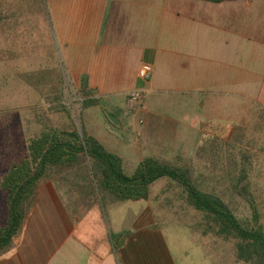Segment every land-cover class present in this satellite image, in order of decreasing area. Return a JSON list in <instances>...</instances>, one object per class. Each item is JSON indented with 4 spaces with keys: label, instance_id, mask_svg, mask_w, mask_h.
Here are the masks:
<instances>
[{
    "label": "crops",
    "instance_id": "0c3cea01",
    "mask_svg": "<svg viewBox=\"0 0 264 264\" xmlns=\"http://www.w3.org/2000/svg\"><path fill=\"white\" fill-rule=\"evenodd\" d=\"M236 1L0 0V64L41 113L51 109L50 81L90 89L97 104L80 110L81 125L133 170L144 157L192 158L209 131L224 132L218 123H264V24L236 23ZM250 42L262 70L240 76L236 44ZM143 62L153 66L146 81ZM225 96H236L228 109ZM30 119L25 131L39 127ZM102 208L72 214L42 181L0 264H176L149 205L114 233ZM193 233L208 252V236Z\"/></svg>",
    "mask_w": 264,
    "mask_h": 264
},
{
    "label": "trees",
    "instance_id": "16d2710c",
    "mask_svg": "<svg viewBox=\"0 0 264 264\" xmlns=\"http://www.w3.org/2000/svg\"><path fill=\"white\" fill-rule=\"evenodd\" d=\"M50 85V108L64 109L62 78L50 81ZM78 94L80 110L97 104L90 89L82 87ZM34 123L39 127L33 131L21 133L17 127L8 130L12 134L1 149L0 193L6 214L0 222V255L8 250L19 232L42 181H51L72 214L79 215L96 202L104 207L124 200L146 199L149 186L159 178H166L180 187L181 197L201 215L194 231L214 240L231 241L238 262L264 264V227L255 209L252 207L250 218H239L225 197L201 185L185 163L144 157L128 174L124 159L108 151L82 125L79 129L73 125L51 126L42 116ZM206 148L200 144L197 153ZM244 180L242 175L230 176L235 194L246 200L250 193L248 183H242Z\"/></svg>",
    "mask_w": 264,
    "mask_h": 264
},
{
    "label": "rangeland",
    "instance_id": "374dc122",
    "mask_svg": "<svg viewBox=\"0 0 264 264\" xmlns=\"http://www.w3.org/2000/svg\"><path fill=\"white\" fill-rule=\"evenodd\" d=\"M236 23L264 24V0H237ZM250 43L242 46L236 44V50L242 48L235 60L236 69H241L240 76L254 74L255 71L260 73L262 70V54L258 52L260 47L255 42ZM254 49H257L255 53ZM250 51L251 54L248 55ZM10 74L8 64H0V154L7 136L12 134L8 133V130L12 131L17 127L19 132L23 133L26 119L37 120L42 116L49 125L59 127L73 125L80 128V99L69 80H62L64 109H49L41 113L33 106L38 103L37 99L29 96L20 83L10 78ZM223 98L226 109L231 107L232 101L236 103V96ZM27 107L31 108L26 110ZM11 121L17 123H10ZM218 124L224 127V132L213 136L209 131L208 135L203 136L200 144L203 143L207 148L200 154L197 153L198 146L192 158L161 160L179 161L188 165L200 184L220 192L235 208L239 218H250L253 207L264 227V123ZM236 124L242 133L240 136H236ZM257 135L260 136L255 138ZM253 139L262 142L254 143ZM211 144L213 147H210ZM132 170V164H127L126 172L129 174ZM234 174L244 176L245 180L242 183H248L247 189L250 194L246 195V200L234 192L230 182V176ZM146 205L152 210L154 227H158L164 235L176 264H245L235 260L231 241L214 240L210 236L209 253L202 251L197 234L193 233L198 228L201 215L184 201L180 187L166 178H159L149 186L147 200H124L111 206L104 205L102 217L105 231L114 233L115 224L122 227L131 225L136 215ZM5 214L4 197L0 193V222ZM87 231L89 229L77 232L81 233V237H85L84 232Z\"/></svg>",
    "mask_w": 264,
    "mask_h": 264
},
{
    "label": "built area",
    "instance_id": "2783aa9c",
    "mask_svg": "<svg viewBox=\"0 0 264 264\" xmlns=\"http://www.w3.org/2000/svg\"><path fill=\"white\" fill-rule=\"evenodd\" d=\"M152 73H153V66L147 62L141 63L137 70L138 77L143 81L148 80L151 77ZM130 99L136 104H138L142 100V95L138 91H133Z\"/></svg>",
    "mask_w": 264,
    "mask_h": 264
}]
</instances>
